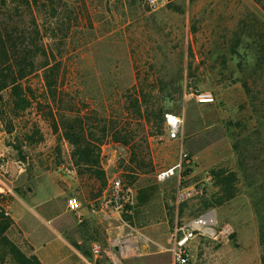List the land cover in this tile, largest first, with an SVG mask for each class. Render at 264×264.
<instances>
[{
  "label": "rangeland",
  "instance_id": "rangeland-1",
  "mask_svg": "<svg viewBox=\"0 0 264 264\" xmlns=\"http://www.w3.org/2000/svg\"><path fill=\"white\" fill-rule=\"evenodd\" d=\"M36 1L35 12H52L50 1L56 8L64 2L69 12L70 30L65 43L57 48L63 57L56 95L59 110L82 116L95 138L101 139L104 123L107 127L127 126L135 151L144 157V167L131 162L132 148L114 141L110 134L104 136L99 149L103 177H89L74 166L69 144L47 118L40 73L26 83L41 104L34 100L25 111L13 112L9 92H2L0 218L7 226L0 232V264H19L16 250L32 255L15 218L19 200L29 199L35 185L43 194H55L59 204L75 198L78 208L91 212L88 220L78 219V226L93 241L90 248L99 246L97 264H117L115 260L121 264H170L171 252L164 247H171L170 234L179 226L192 230L186 248L193 264H264V139H260L264 125L256 119L258 101H253L256 91L264 92V65L259 68L256 64L258 35H264V11L259 3L175 0L183 9L177 13L168 6L170 0H156L155 4L150 0L134 4L125 0ZM188 45L196 83L186 78L184 68L182 101H165L168 113L182 119L173 137L163 117L146 123L131 107L126 109L125 102L133 95L136 81L139 86L137 70L143 78L153 72L165 78L177 76L180 52ZM157 46V50L151 49ZM183 63L185 66V57ZM199 93H210L213 100L200 105ZM186 106L191 109L189 115ZM193 128L196 132L190 133ZM238 140L249 166L247 172L257 181L260 200L240 163ZM255 164L257 171L252 167ZM216 166L236 171L238 192L228 201L204 209L202 199L210 200L217 190L209 174ZM186 168L192 171L182 177ZM168 170L169 175L159 180L158 174ZM116 176L134 197L128 212L120 215L100 205ZM148 185L156 186L152 201L134 211L138 188ZM128 215L132 223L126 219ZM117 237L123 244L116 251ZM129 239L132 245L127 244Z\"/></svg>",
  "mask_w": 264,
  "mask_h": 264
},
{
  "label": "trees",
  "instance_id": "trees-1",
  "mask_svg": "<svg viewBox=\"0 0 264 264\" xmlns=\"http://www.w3.org/2000/svg\"><path fill=\"white\" fill-rule=\"evenodd\" d=\"M136 1L139 3L142 2V0H125V2L131 4H134ZM256 1L264 11V0ZM61 3L64 6L57 4L60 8L62 6L60 9L54 7L53 1H50L52 12L46 14L43 13V10L41 12L33 11L34 5H37L36 0H0V94L4 91L9 92L8 104L10 110L13 112L25 111L33 105L34 100L36 104H41L42 102L35 96L34 90L26 83L31 76L40 73L43 81V101L49 109L47 118L51 121L54 130L59 131L61 138L69 144L70 159L74 166L81 167L84 172L88 173L89 177L96 179L103 177L99 164V149L104 136L110 134L114 141L119 142L124 147L129 146L132 148L129 158L131 162L140 167H144V157L139 156L140 153L135 151L134 137L133 134H129L127 126L118 127L117 125H111L107 127L104 123L101 127V139L95 138L91 126L89 123L86 124L82 116H79V114L72 116L59 110L56 95L58 80L63 65V57L58 53L57 48L65 43L64 41L70 30L69 12L67 13L65 11L64 2ZM168 6L172 7V11L174 12H183V9L176 5L175 0H170ZM42 7H45V5H42ZM155 32L159 33L160 29L156 28ZM258 37L262 41L258 40L257 42L256 64L259 68H262L264 65V35L259 34ZM138 48L145 50L144 46H138ZM158 48L159 46L156 48L151 47L152 50H157ZM54 51H56V54ZM134 51L133 49L131 50L132 53H135ZM231 52H235V48H232ZM184 57L185 66L183 65ZM147 63L151 65L150 62ZM192 64L193 53L191 47L188 45L185 51L180 52V62H177L176 66L177 76L165 78L164 75L153 72V74H148V76L143 78L140 77L139 70H137L136 80H138L139 86L136 85L137 81L132 86L133 95L129 96V100H126L125 103L128 106L126 109L131 107L133 112L140 119H144L146 123H152L154 121L156 123V120L160 116L165 119L163 115L169 112V109L164 107L166 99L177 102L182 101L184 68L186 69V78L196 83V78L193 77ZM224 64L225 62L222 61L221 65ZM161 67L162 69L164 68L163 64ZM135 68L137 69V67ZM245 88H247L246 85ZM262 96H264V92L258 90L253 97V101H258L255 105L256 109H254V112L260 125H264V97ZM198 104L202 105L204 102H198ZM190 110L186 106L185 112L187 115H189ZM0 117L3 118L2 112ZM232 124V122H228V125L231 126ZM154 125L157 127L156 124ZM195 128L190 133L196 132ZM187 135L184 134V136ZM260 139H264L263 134ZM235 145L240 154V163L246 171L248 183L257 195V187H255L257 181L252 178L250 172H247L249 166L247 165L246 157L243 155L241 140H238ZM185 157L189 159L190 156L186 154ZM256 157L254 156V159ZM252 167L254 171L258 170L257 164ZM191 171V168H186L181 172V176H188ZM209 174L212 185L217 190L210 200L202 199V207L204 209L218 206L233 198L238 192V177L236 171L216 166L209 170ZM257 186L260 187V184ZM155 191L156 186L154 185L139 187L136 195V209L134 211L141 206L149 204L152 201V196ZM258 198L260 200L259 196ZM125 217L132 223L131 216L128 215ZM1 219L0 232L7 226L5 224L6 222H1ZM14 256L19 264H40L34 255L25 256L16 250Z\"/></svg>",
  "mask_w": 264,
  "mask_h": 264
},
{
  "label": "crops",
  "instance_id": "crops-1",
  "mask_svg": "<svg viewBox=\"0 0 264 264\" xmlns=\"http://www.w3.org/2000/svg\"><path fill=\"white\" fill-rule=\"evenodd\" d=\"M34 187L29 199L19 200L15 218L22 236L29 244L30 253L40 264H97L90 248L93 241L85 235V229L78 226V219L82 217L88 220L91 212L85 208L71 210L67 204L57 203L55 194H43L41 188ZM120 239L117 237L118 244L114 249L122 247ZM130 239L128 245H132ZM165 240L168 241V238ZM164 249L170 251L169 244Z\"/></svg>",
  "mask_w": 264,
  "mask_h": 264
},
{
  "label": "built area",
  "instance_id": "built-area-1",
  "mask_svg": "<svg viewBox=\"0 0 264 264\" xmlns=\"http://www.w3.org/2000/svg\"><path fill=\"white\" fill-rule=\"evenodd\" d=\"M156 0H150V3L155 4ZM199 102H211L213 97L210 93H199L196 95ZM165 121L169 128L171 136L178 134L180 127L182 126V119L175 114H165ZM184 157L186 154H183ZM171 170L163 171L158 174V179H165ZM183 195H180L182 197ZM132 191L128 186H125L122 179L116 176L112 179L109 192L103 196L101 200V207L111 210L112 213L120 215V213L128 212L129 208L133 204ZM67 207L71 210H76L79 205L75 198H69L67 201ZM192 236V230L188 227H175L170 234L171 240V261L170 264H193L186 248L188 239ZM91 251L93 255L98 256L100 248L97 244H93Z\"/></svg>",
  "mask_w": 264,
  "mask_h": 264
},
{
  "label": "bare ground",
  "instance_id": "bare-ground-1",
  "mask_svg": "<svg viewBox=\"0 0 264 264\" xmlns=\"http://www.w3.org/2000/svg\"><path fill=\"white\" fill-rule=\"evenodd\" d=\"M203 218H201L200 220H202ZM126 253H128V251H126ZM117 264H120L119 261L115 260Z\"/></svg>",
  "mask_w": 264,
  "mask_h": 264
},
{
  "label": "water",
  "instance_id": "water-1",
  "mask_svg": "<svg viewBox=\"0 0 264 264\" xmlns=\"http://www.w3.org/2000/svg\"><path fill=\"white\" fill-rule=\"evenodd\" d=\"M205 215L201 216L200 218H203ZM116 250H118V248L115 247ZM121 264V263H120Z\"/></svg>",
  "mask_w": 264,
  "mask_h": 264
}]
</instances>
